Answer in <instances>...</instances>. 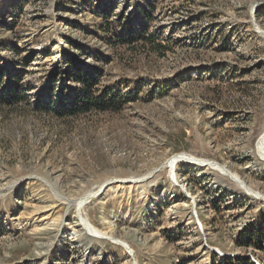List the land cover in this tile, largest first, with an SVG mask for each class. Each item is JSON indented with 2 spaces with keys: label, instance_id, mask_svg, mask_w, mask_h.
Wrapping results in <instances>:
<instances>
[{
  "label": "rangeland",
  "instance_id": "obj_1",
  "mask_svg": "<svg viewBox=\"0 0 264 264\" xmlns=\"http://www.w3.org/2000/svg\"><path fill=\"white\" fill-rule=\"evenodd\" d=\"M74 68L128 101L56 115ZM1 74L28 97L0 104V264H264V199L166 164L264 193V0H0Z\"/></svg>",
  "mask_w": 264,
  "mask_h": 264
},
{
  "label": "trees",
  "instance_id": "obj_2",
  "mask_svg": "<svg viewBox=\"0 0 264 264\" xmlns=\"http://www.w3.org/2000/svg\"><path fill=\"white\" fill-rule=\"evenodd\" d=\"M144 17L149 18L151 17L147 12H144ZM112 23L109 20H105L103 25V30L107 32H111ZM132 27V28H131ZM130 30L126 33H122L121 36H118V43L121 44H133L137 42L139 39H143L144 43H154V38L152 36L146 35L147 28H143L142 32L134 31V27L131 26ZM111 30V31H110ZM111 35V34H109ZM113 36H109L112 38ZM113 37L110 39L111 43H115ZM153 42V43H152ZM155 47H158V51L163 50L164 46L161 44H156ZM164 52V51H163ZM74 76L72 78L79 83L81 88H75L69 91V94L62 93L59 97L61 103L57 105L55 108L56 115L60 117H70V116H78L81 114H85L91 112L93 110H98L100 112H112V111H119L123 105L128 101L129 95L124 96L120 93H115L110 90H103L102 92L96 94L93 92V88L97 83V79L94 75L86 74L76 68H74ZM2 75H0V84L2 83ZM9 89L7 91L0 92V104H18L24 100H27L26 90L24 89L23 85L19 84L18 81L11 80ZM252 240H256L254 234L250 235ZM257 237V236H256ZM260 234L258 235L257 241L260 242ZM262 239V238H261ZM251 240V239H250ZM250 242V241H248ZM222 264H253L252 261L247 258H237L234 262L232 260L227 259L225 263Z\"/></svg>",
  "mask_w": 264,
  "mask_h": 264
},
{
  "label": "bare ground",
  "instance_id": "obj_3",
  "mask_svg": "<svg viewBox=\"0 0 264 264\" xmlns=\"http://www.w3.org/2000/svg\"><path fill=\"white\" fill-rule=\"evenodd\" d=\"M259 150H260L262 156L264 157V135H262L260 140H259ZM178 160H184L185 162H188L191 166H194V167H209V168H212V169H215V170L223 171L225 173V175H227L231 180H233L236 183H239L241 185H245L244 186L245 188L247 187L248 189H250V191L253 193L252 196L255 193V195H254L255 198L264 199V193H261V192L259 193L258 191L252 189L249 185L246 184V182L239 176V174L237 172H234L233 170L229 169L228 167H225L224 164H221V163H219L217 161L209 160V159H206V158L195 157V156H193L191 154H187V153H179V155L176 154L172 158L167 159V161H166L167 167L171 169L170 170L171 174L176 179H177V177H176V173L174 171L175 170L174 168H176L175 166H176V163L178 162ZM164 166H165V164H164ZM134 182L136 183L138 181L134 180ZM100 185L98 186L99 188L96 191H90L85 196H83L82 198L80 197V199L77 201L79 208L83 205V203H84V201L86 199L90 198V196L92 194L97 193L98 191L99 192L101 191V189L103 188L102 187L103 184L101 186ZM1 193H2V190H0V194ZM91 197H94V195H92ZM79 208H77V210H76V214H77V216L79 218L77 225L83 227L84 224H85L87 226V228H89V230L91 232V236H94V237H105L106 238L108 233L103 231V230H101V229H99V228H97V227H95L88 218H86L85 216L80 214L81 210L79 212ZM110 237L112 239L117 240L118 242H120V244L121 243H123V244L125 243V241H123L121 239L119 240L118 238H116V236L112 235ZM127 245H129V244H127ZM127 245H125V246L128 248ZM125 246H124V248H125ZM129 251L131 252V250H129ZM221 252L222 251L220 250V253ZM223 253L224 252H222L221 254H223ZM130 255L132 256V254H130Z\"/></svg>",
  "mask_w": 264,
  "mask_h": 264
},
{
  "label": "built area",
  "instance_id": "obj_4",
  "mask_svg": "<svg viewBox=\"0 0 264 264\" xmlns=\"http://www.w3.org/2000/svg\"><path fill=\"white\" fill-rule=\"evenodd\" d=\"M253 260L255 261V262H257L254 258H253ZM258 263V262H257Z\"/></svg>",
  "mask_w": 264,
  "mask_h": 264
},
{
  "label": "water",
  "instance_id": "obj_5",
  "mask_svg": "<svg viewBox=\"0 0 264 264\" xmlns=\"http://www.w3.org/2000/svg\"><path fill=\"white\" fill-rule=\"evenodd\" d=\"M264 135V134H263Z\"/></svg>",
  "mask_w": 264,
  "mask_h": 264
}]
</instances>
